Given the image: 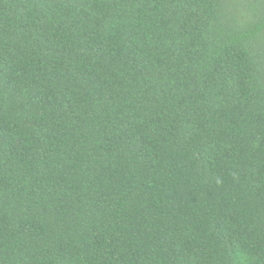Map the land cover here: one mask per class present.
Here are the masks:
<instances>
[{
    "label": "trees",
    "instance_id": "trees-1",
    "mask_svg": "<svg viewBox=\"0 0 264 264\" xmlns=\"http://www.w3.org/2000/svg\"><path fill=\"white\" fill-rule=\"evenodd\" d=\"M0 264H264V0H0Z\"/></svg>",
    "mask_w": 264,
    "mask_h": 264
}]
</instances>
